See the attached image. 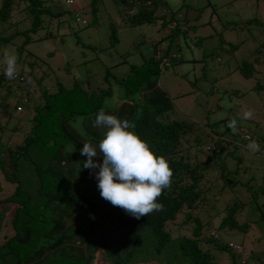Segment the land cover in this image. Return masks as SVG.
<instances>
[{
	"label": "trees",
	"instance_id": "1",
	"mask_svg": "<svg viewBox=\"0 0 264 264\" xmlns=\"http://www.w3.org/2000/svg\"><path fill=\"white\" fill-rule=\"evenodd\" d=\"M111 1L125 27L138 28L157 21L159 29L166 31L162 39L168 40L177 50L181 46H195L201 53H206L199 66L202 79L207 76L205 69L209 74L218 75L214 68L232 59L239 76L253 80L250 92L264 100V70L258 75L254 69L264 59V54L258 50L263 44L255 46L258 57L250 61L246 55L247 43L241 46L244 39L230 43L222 38V31L236 29V23L218 22L217 32L199 35L197 29L209 24V20L194 23L196 18L191 20L187 15H174L179 7L168 11L169 14L160 12L156 15L158 0ZM49 2L51 0H0V24L8 28L24 19L29 21L27 29L13 30L8 36L0 37V43L6 44L22 36L16 47L17 55L20 54L30 41V34L41 28L43 17L52 21L61 15L59 5L43 7V3ZM100 2L87 0L92 17L98 12ZM20 3L25 5L20 7ZM186 7L191 11L192 7ZM185 8L182 12L188 14ZM16 13L20 19L11 21ZM8 21L11 22L8 24ZM252 21L258 24L252 18L245 20L243 25L249 26ZM108 28L112 44L115 27L109 23ZM204 40L208 43L204 44ZM248 40L253 41V38L247 36L245 41ZM236 51L240 58L234 61ZM168 54L167 51L161 56L149 57L139 65H129L128 71L120 75L106 70L102 82L92 85L76 81L68 87L59 82L47 85L45 81L35 80L32 67H28L30 73H19L13 80L0 72V89L8 92L0 106V116L5 115L4 121L0 120V173L8 184L13 185L11 193L0 200V203L13 205L8 219L9 234L0 242V264H94L97 258L107 264H131L139 256L144 262L156 261L157 264H247V259H255L240 245L238 250L231 249L227 245L233 242L223 241L219 236V233L246 232L245 222L237 221V214L246 203L234 198L231 204L221 205L217 200L222 207L210 220L197 216L201 213L198 206L210 189L205 184L215 183L209 190L211 194H222L225 189L232 192L239 187L251 190L247 184L251 185L256 173L243 165V152L236 151L237 142L242 144L245 140L241 134L213 130L214 125L223 122L225 114L213 123L200 121V125L196 123L198 126L169 117L173 106L158 86V78L168 67L173 68L183 60L179 53ZM31 90L36 91L35 95ZM11 96L14 102L10 109ZM231 96L239 95L232 91ZM262 107L260 115L264 124V103ZM25 109L27 114H24ZM101 109L122 120L134 121L138 136L150 144L157 156L168 160L174 175L170 189L157 198L163 205L162 211H153L138 220L100 196L95 178L99 169H85L83 164L88 158L82 156L80 150L85 142L90 140L98 145L103 138L105 129L93 127ZM227 110L226 107L222 112ZM17 112L19 115L14 117ZM231 115L239 125L238 114ZM228 116L230 118V113ZM77 117L85 118L84 136L72 127ZM9 121H14V125ZM244 121L250 126L242 127L243 136L259 146L255 152L264 153V133L256 132L261 128L260 121ZM18 124H24L25 130ZM221 133H228L225 136H229L230 141H219ZM226 143L231 145L223 151ZM70 145L75 148L72 153L68 150ZM93 160L103 162L102 156ZM261 165L264 169V161ZM244 174L247 177L242 180ZM257 176L264 181V173ZM179 216L183 221L177 223L176 220L182 218ZM175 222L180 226L178 228L185 227L188 235L173 237L171 226ZM211 250L224 255L227 261L218 262L209 254Z\"/></svg>",
	"mask_w": 264,
	"mask_h": 264
},
{
	"label": "rangeland",
	"instance_id": "2",
	"mask_svg": "<svg viewBox=\"0 0 264 264\" xmlns=\"http://www.w3.org/2000/svg\"><path fill=\"white\" fill-rule=\"evenodd\" d=\"M72 2L73 6L75 4L77 8H81L85 12L83 13L86 16V25L74 22L71 17L73 10L71 8L65 9L61 6L62 13L57 19L48 21L45 17L42 18L41 28L35 31L34 34H30V41L23 47L20 54L17 55L16 47L23 39L22 36L6 44L0 43V72H4L5 69L3 53L8 51L16 54L20 60L18 63V74L27 75L30 73L28 67H32L30 70L35 80L45 81L47 85H54V83L59 82L64 87H68L72 81L81 84L90 83L92 85L93 83L98 84L99 81L102 82V76L106 70L120 75L128 71L129 65H139L149 57L161 56L167 51L169 53L168 56L179 53L183 62L178 65L174 64L173 68L168 67L164 74L158 78V86L166 93L173 106L169 116L171 119L190 121L193 122V125L198 126L201 124L200 121L213 123L225 114L223 122L216 124V126L214 125L213 130L217 133L225 130L229 134L234 133L243 136L242 127L250 126L243 119L244 112L250 110L253 113L250 120L252 122L260 121L258 123H261V128H258L256 132L258 134L264 133L263 117L260 115L264 100H259L258 95L250 92L249 88L253 80L239 76L234 69L236 63H233L232 59L223 61L214 68L219 78L217 77L218 75L209 74L207 69L204 68L207 76L202 79L199 66L202 64L203 54L205 56L206 53H201V49L195 46L189 48L181 46L180 50H177L173 45H170L168 40L162 39L166 31L159 29L157 21L151 25L138 28L125 27L119 21L115 6L111 0H101L98 5V12L94 17L91 16L86 5L87 0H72ZM24 5V3H20V7ZM56 5H62L60 0H51L49 3H43V7L47 8L55 7ZM157 5L159 7L156 15L160 12H164L165 15L169 14L168 11L179 7L174 15H187L191 20L196 18L193 22L209 20V24L200 26L197 29L199 35H204L211 31L212 33L214 31L217 32L219 30L218 22L236 23L234 25L236 29L222 31L224 41L238 43L241 39H244L241 46L247 43L248 51L246 55H248L250 61L253 57H258L254 50L258 43L263 44V47L258 50L261 55L264 54V0H158ZM186 6L192 7L191 11ZM184 8L188 10V14H185L187 11L185 13L182 12ZM252 18L258 24L252 21L249 26L243 25L245 20ZM18 19L20 17L16 13L12 16L11 21H17ZM93 19L94 21L90 22ZM11 21H8V24ZM109 23L115 27V41L112 44L109 39ZM3 25L5 24H0V37L8 36L13 30L27 29L29 21L24 19L19 24L10 25L8 28ZM247 36L253 38V41H245ZM77 40L79 41L78 44H76ZM202 42L204 44L205 42L206 44L208 43L205 40ZM81 44L88 47L83 48ZM233 55L234 61L240 58L239 51L234 52ZM190 59L194 61L191 62ZM262 60L254 66L255 73L258 75L264 70V59ZM205 62L206 67L209 66L208 60ZM232 91H237L239 96L230 97ZM31 93L35 95L36 91L31 90ZM6 95H8V92L1 88L0 106ZM16 99H18V96H16ZM9 100V108L11 109L14 102L13 96ZM226 107L229 110L222 112V110H226ZM229 113L230 118L228 116ZM233 113H237L242 118H239L240 123L236 125L235 132L227 126L229 121L233 120L231 119L233 117L231 114ZM24 114H27L26 109ZM18 115L17 112L14 117ZM4 117L5 115L0 116L1 122L4 121ZM9 124L13 126L14 121H9ZM18 125L22 127L23 131L25 130L24 124L23 126ZM21 132L17 133L16 136H20ZM225 135H228V133H221L219 141H230L229 136L226 137ZM219 136L220 134L216 137L218 138ZM242 144L244 148L241 147L239 141L237 142L236 151L243 152V165L251 167L256 173L251 185L247 184L251 187V190L239 187L235 189L236 192L235 190L230 192L225 189L222 194H211L209 190L214 187L215 183L205 184V187L208 186L210 189L207 191L203 203L198 206L201 213L197 214V216L210 220L215 211L222 207L216 203L217 200H220L221 205L226 202L231 204L234 198L246 203L242 211L237 214L238 223L245 222L247 226L246 232L219 233V236L223 241H231L240 245L248 255L253 254L255 259L251 261L247 259V264H250V262L264 264V181L257 176L264 173L261 165L264 161V153L249 149L248 145L250 142L248 141ZM230 145V143H226L222 150L224 151ZM246 177L245 174L241 176L242 180ZM216 182V184H219L218 181ZM254 185L261 187L256 188ZM12 188L13 185L8 184L0 173V200L10 194ZM12 209V204L0 203V242L5 235L9 234L8 219ZM182 221L183 217L176 220L177 223ZM176 222L171 226L173 229L171 230L172 236L188 235L189 232L185 227L178 228L180 226H176ZM191 225L192 223H190ZM209 254L217 261L219 260L218 262L227 261L224 255L213 250L209 251ZM94 261V264H107L99 258ZM131 264H157V262H144L143 258L139 256Z\"/></svg>",
	"mask_w": 264,
	"mask_h": 264
},
{
	"label": "clouds",
	"instance_id": "3",
	"mask_svg": "<svg viewBox=\"0 0 264 264\" xmlns=\"http://www.w3.org/2000/svg\"><path fill=\"white\" fill-rule=\"evenodd\" d=\"M66 1L60 0V4L62 3L60 6L65 9L71 8L74 22L86 25L85 12L75 4L73 6L74 1L69 0V4ZM3 60L5 77L9 80L15 79L19 68L18 56L4 51ZM252 116L253 113L249 110L244 112L243 118L247 120ZM84 119L77 117L72 122V127L82 136L86 135L83 128ZM236 124L237 121L233 119L227 126L235 132ZM93 127L105 129L104 136L98 145L90 140L85 142L80 154L88 158L83 164L85 169H99L95 173V178L98 181L100 196L138 220L153 211H162L163 205L157 198L163 191L170 189L174 175L168 160L163 156H157L150 144L138 136L134 131L136 128L134 121L122 120L101 109L95 116ZM242 138L250 141L247 136ZM241 147L244 148V145L241 144ZM248 147L253 151L259 150L254 141L250 142ZM68 150L72 153L75 148L70 145ZM98 156H102V163L94 162L93 158ZM232 244L239 248L238 244ZM243 257H246V254Z\"/></svg>",
	"mask_w": 264,
	"mask_h": 264
},
{
	"label": "built area",
	"instance_id": "4",
	"mask_svg": "<svg viewBox=\"0 0 264 264\" xmlns=\"http://www.w3.org/2000/svg\"><path fill=\"white\" fill-rule=\"evenodd\" d=\"M66 3H70V1L69 0H67L66 1ZM228 247H230L231 249H233V250H238L239 248L237 247V246H235V245H233V244H228ZM242 256H244V254L242 255ZM239 264H241V263H239Z\"/></svg>",
	"mask_w": 264,
	"mask_h": 264
},
{
	"label": "crops",
	"instance_id": "5",
	"mask_svg": "<svg viewBox=\"0 0 264 264\" xmlns=\"http://www.w3.org/2000/svg\"><path fill=\"white\" fill-rule=\"evenodd\" d=\"M219 264H221V263H219Z\"/></svg>",
	"mask_w": 264,
	"mask_h": 264
}]
</instances>
